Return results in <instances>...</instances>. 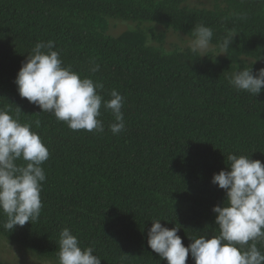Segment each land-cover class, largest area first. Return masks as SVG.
Here are the masks:
<instances>
[{"label": "trees", "instance_id": "obj_1", "mask_svg": "<svg viewBox=\"0 0 264 264\" xmlns=\"http://www.w3.org/2000/svg\"><path fill=\"white\" fill-rule=\"evenodd\" d=\"M210 1L211 8L186 0H0V108L15 115L18 106L50 152L38 220L10 231L0 213L1 238L58 263L68 227L101 264H167L147 244L151 220L180 224L185 247L190 237L218 233L212 208L225 190L213 174L228 170L230 153L264 164V89L253 96L228 82L236 64L254 61L253 74L264 64V0ZM109 21L138 28L114 36ZM200 24L212 28L213 45L236 32L226 55L166 51L163 36L153 34L152 44L151 27H140L192 37ZM49 40L64 65L103 83L104 99L113 89L125 98V131H110L114 117L103 107V133L73 131L19 95V68L36 42ZM91 60L99 71H89ZM186 264H194L190 254Z\"/></svg>", "mask_w": 264, "mask_h": 264}, {"label": "clouds", "instance_id": "obj_2", "mask_svg": "<svg viewBox=\"0 0 264 264\" xmlns=\"http://www.w3.org/2000/svg\"><path fill=\"white\" fill-rule=\"evenodd\" d=\"M235 35L229 31L213 45L212 28L200 24L192 30L186 46L196 57L210 56L217 48L215 56L226 55ZM54 49L51 40L35 43L14 80L19 95L73 131L103 133L99 119L102 107L114 117L110 131L114 135L125 131V98L113 89L110 98L104 99L100 94L103 83L82 77L64 65L60 52ZM253 62L247 67L236 64L228 82L235 90L256 96L264 89V68L253 74ZM89 71H99L94 60L90 61ZM21 112L18 106L15 115L10 109L0 108V213L6 217L4 227L10 231L38 220L46 180L42 165L50 156L40 135L32 130V122L20 121ZM35 125L38 127L39 121ZM227 159L228 170H220L211 178L213 184L225 190L222 204L212 208L218 233L213 231L207 238L203 233L190 237L191 243L185 247L177 234L180 224L168 228L161 224L162 219L151 220L147 244L167 264H186L189 254L194 264H264V164L251 159L250 153H230ZM57 255L58 264H101L94 248H82L68 227L60 231Z\"/></svg>", "mask_w": 264, "mask_h": 264}, {"label": "rangeland", "instance_id": "obj_3", "mask_svg": "<svg viewBox=\"0 0 264 264\" xmlns=\"http://www.w3.org/2000/svg\"><path fill=\"white\" fill-rule=\"evenodd\" d=\"M186 5L190 7H198V8H211L212 2L210 0H186ZM136 23L133 22H123V21H109L108 33L114 36H117L124 31L137 29ZM143 30L147 27L148 31H145L148 42L152 44H156L153 34L163 36V48L166 51L188 48L187 42L191 39V37L183 35L181 33L173 32L172 30H167L161 25H142L140 26ZM215 49L213 51V55H215ZM224 54H220L221 56ZM260 68H264V64L260 65ZM0 259H3L12 264H58L52 261H48L42 258L37 257L29 252L24 251L18 245L9 242L8 240L0 237Z\"/></svg>", "mask_w": 264, "mask_h": 264}]
</instances>
